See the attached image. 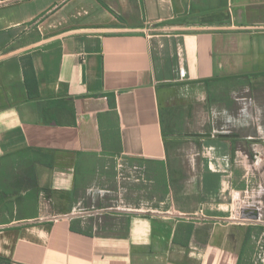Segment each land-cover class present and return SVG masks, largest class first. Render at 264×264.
<instances>
[{"label": "crops", "instance_id": "obj_1", "mask_svg": "<svg viewBox=\"0 0 264 264\" xmlns=\"http://www.w3.org/2000/svg\"><path fill=\"white\" fill-rule=\"evenodd\" d=\"M256 139L264 0H0V260L264 264V229L234 219ZM114 160L145 169L150 208L137 183L111 206Z\"/></svg>", "mask_w": 264, "mask_h": 264}, {"label": "rangeland", "instance_id": "obj_2", "mask_svg": "<svg viewBox=\"0 0 264 264\" xmlns=\"http://www.w3.org/2000/svg\"><path fill=\"white\" fill-rule=\"evenodd\" d=\"M239 93H246V91H240ZM244 100H246V97H244ZM242 102L244 101L240 99V105ZM245 102H247V100ZM208 108L209 109L206 110V108L200 107L199 114L196 115L198 119H193L194 115H192V121H195L196 124H199L201 128H203L205 133H211V135L215 136L217 135L216 131L220 132V126H222L223 128V126L225 125H223V123L226 121L221 124V119L224 118L222 117L221 113L216 112L214 109H210V107ZM251 128H253L252 125L249 129ZM242 130L243 129L238 128L237 133L241 135ZM225 131H228V129H225ZM244 131L246 133V128H244ZM249 142L250 143L248 144V142L246 141L243 146H240V148H242V152L247 154V157H245L244 154H239L234 157L235 170L239 176L237 186L242 188L241 197L238 201V206L236 207V212L240 213V216L237 217L235 215L236 217L234 219L237 221H242V219H244V217H241L243 211L254 210L255 212H257V219H259V221H257L260 224H258V222H254L252 217H250L249 221L242 222H250L252 224L256 223L260 226L255 227H261V229H264V147L262 145V141L259 139L253 141L250 140ZM185 152L186 153H184L183 150L178 152V154H180L181 160L180 165L183 168H186V161L188 160L185 158L187 151L185 150ZM108 171L109 174L107 180L109 182L108 186L110 187L111 191L114 192L115 187H123L120 194H118V192L109 194V201L111 203L106 200L107 204L110 203L111 206L113 205L114 208H119L121 209V211L131 210V208H134L133 205L136 201L133 189L136 185H141L143 191V198H147L143 199L142 204L144 208H150L149 205L145 204H150L149 202L153 201L150 200L151 195L149 192V181L145 177V169L143 170L140 167H133L127 165L123 160H114L109 162ZM135 183L137 184L134 186ZM124 187L126 188V194ZM159 190L163 189L160 188ZM158 196L162 198L163 193L159 192ZM262 245L264 246V236L256 240L254 249L256 259L258 258V255L262 252Z\"/></svg>", "mask_w": 264, "mask_h": 264}, {"label": "built area", "instance_id": "obj_3", "mask_svg": "<svg viewBox=\"0 0 264 264\" xmlns=\"http://www.w3.org/2000/svg\"><path fill=\"white\" fill-rule=\"evenodd\" d=\"M235 215L238 217V216H240V213L236 212ZM241 217H244V219H242V221L245 222V221H249L251 216L250 217L243 216V212H242ZM0 264H21V263H18V262H15V261H10V260H0Z\"/></svg>", "mask_w": 264, "mask_h": 264}, {"label": "bare ground", "instance_id": "obj_4", "mask_svg": "<svg viewBox=\"0 0 264 264\" xmlns=\"http://www.w3.org/2000/svg\"><path fill=\"white\" fill-rule=\"evenodd\" d=\"M252 212L251 211H243V215L244 216H247V217H250V216H252V214H251Z\"/></svg>", "mask_w": 264, "mask_h": 264}, {"label": "water", "instance_id": "obj_5", "mask_svg": "<svg viewBox=\"0 0 264 264\" xmlns=\"http://www.w3.org/2000/svg\"><path fill=\"white\" fill-rule=\"evenodd\" d=\"M255 214V213H254ZM255 216H257V214H255Z\"/></svg>", "mask_w": 264, "mask_h": 264}]
</instances>
